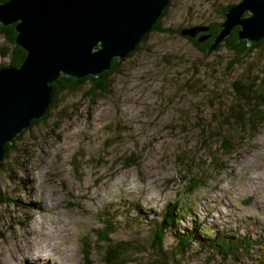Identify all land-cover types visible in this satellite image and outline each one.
<instances>
[{
    "label": "rangeland",
    "instance_id": "374dc122",
    "mask_svg": "<svg viewBox=\"0 0 264 264\" xmlns=\"http://www.w3.org/2000/svg\"><path fill=\"white\" fill-rule=\"evenodd\" d=\"M239 1L171 0L161 25L221 23ZM136 46L117 60L105 94L89 100V81L61 92L59 106L13 141L0 164V264H102V219L110 242L135 247L119 254L133 258L124 264H264V118L248 131L233 123L242 105L233 81L264 90V43L242 57L223 45L206 53L153 30ZM12 48L0 30V67L11 66ZM214 134L232 139L230 151ZM216 161L223 167L210 171ZM190 177L200 183L188 193ZM168 205L177 220L153 250ZM181 232L197 238L175 256ZM244 236L250 246L228 257L206 246Z\"/></svg>",
    "mask_w": 264,
    "mask_h": 264
},
{
    "label": "water",
    "instance_id": "95a60500",
    "mask_svg": "<svg viewBox=\"0 0 264 264\" xmlns=\"http://www.w3.org/2000/svg\"><path fill=\"white\" fill-rule=\"evenodd\" d=\"M169 0H4L0 25H13L21 64L0 68V164L30 122L42 118L60 77L99 76L121 60L149 32ZM248 15H245V13ZM222 16L213 50L238 27L237 38L254 45L264 38V0H240ZM208 26L182 28L194 37ZM208 35H203L199 41ZM207 53V52H206Z\"/></svg>",
    "mask_w": 264,
    "mask_h": 264
},
{
    "label": "trees",
    "instance_id": "16d2710c",
    "mask_svg": "<svg viewBox=\"0 0 264 264\" xmlns=\"http://www.w3.org/2000/svg\"><path fill=\"white\" fill-rule=\"evenodd\" d=\"M1 1H4V0H1ZM170 1L171 0H169L168 4L162 10L160 16L157 18L155 23L152 25L150 31H153V30L157 31L158 30V31H165V32H176L177 34H180V31L182 28L171 29L170 27H163L161 25V19L166 14L168 6L170 4ZM230 6L231 5L225 6L223 11H225ZM223 11L220 12V15H222ZM219 24H220V22H215L211 26L212 36L206 42L199 43L198 39L193 40V37H190V36H185V38H187L189 41H193V45L195 47H197L200 51L208 52V48L212 45L214 37L220 31ZM0 30L4 34L5 39L10 41V43L13 45L11 61L9 64L11 66L18 67L21 64L23 58L25 57L26 52L19 45H17L15 43L16 33L14 31V27H13V25H9V26H1L0 25ZM237 30H238V28H233L231 30L230 34L226 38H224L216 46L215 49L217 50L219 48V46L223 45L230 52H232L235 56H238V55L241 57L245 56V54H247L251 50V47L247 45L245 40H239L237 38ZM149 32L145 33L142 40H144L146 38V36L148 35ZM261 43H264V38H262L261 40H259L257 43H255L252 46H257V45H260ZM135 47L136 48L133 50L137 49V46H135ZM215 49H213V50H215ZM133 50L131 52H129L127 57L129 55H132V53L135 52ZM1 54L5 55L6 53L4 51H2ZM117 65H118V61L116 59H113L111 61L110 68L106 71H103L97 77H93L90 75L84 76V77L79 78V79H72L69 77H60L58 80H56L54 83H52L53 95L51 97V102H50V105H49V107L45 113V116L49 114V111L51 109H54L57 106H59L58 95L61 92L74 91L84 81L90 82V87L85 91V96L89 100L92 101L93 98L96 97L98 94L99 95L105 94L107 92L108 76L116 68ZM233 84H234L236 93L238 94L237 99H239V101L242 103V105L240 103H238V104H240V108H238V109L234 108L233 112H234L235 119L233 120V123H235V125L238 126L242 130H245V131H248L249 129L254 130L257 127V126H255V123H257L256 120L258 121V120L264 118V90H261L259 88V80L256 84H253V83L245 84L244 81H240L239 79H236L233 81ZM245 103H250L251 109L254 106V108H256L254 110L255 113L249 114L246 110L247 106L245 105ZM230 110H231V107H230ZM231 117L233 118L232 111H231ZM226 118H228V117H226ZM232 118H231V120H232ZM38 122H39L38 120H33L30 122V125L37 124ZM229 122H231V121L228 119L225 120V123H229ZM259 123H257V124H259ZM212 131L213 130L211 129L210 132H212ZM24 132H25V130L21 131V133L18 134V136L16 138L19 139ZM220 133H222V131H220ZM220 133H219V135H220ZM215 137L220 139V144L218 147L219 151L223 150L224 154L227 153L228 151H230L231 146L233 144L231 142L232 139H229L228 137H225V136H217V135H215ZM13 146H14L13 143L5 145V153H4L3 159H6V157L9 155V153L13 149ZM219 161H220V159H219ZM219 161H216L214 163V166H211L210 171L219 170L223 167L219 163ZM126 164L129 165V163H126ZM199 183H200V180L198 178L190 177L189 183L185 186V188H182V191L186 190V192L190 193L195 188H197L199 186ZM1 201L3 202L4 198L0 195V202ZM173 215H174V212L172 210V207H170V205H168L166 207L165 214H163L161 219L158 221H155V223H156L155 224L156 225L155 236H154V239H153V242L151 245L153 250H157V249L160 251L163 250L162 243H163L165 231H167V229L169 227L173 226L174 222L177 220L174 218ZM102 226H103V229H101V231H100L101 233L96 234L97 236L95 237V241L98 244H101L100 254H101V258H102V264H124L125 262L131 263L133 261L132 257L120 258L119 254L121 252L127 253L130 251L131 248L135 249V247L134 246L129 247V243L126 241L110 242L111 240L109 239V234L112 232V228H113L111 221H107L105 219L103 221V219H102ZM104 228L106 229L105 232L102 231V230H104ZM176 238H177V244H176L177 249L175 250L173 255H175V256L176 255H185L188 251L189 242L195 241L194 239L197 238V234L195 235L194 233L188 234L185 232H181L178 236H176ZM250 243H251L250 238L245 237V236L242 238L234 239V240H225V239L220 238V237H218V238L215 237L214 239H211V241L206 246L208 248H210L211 250H213L215 253H217L221 256L224 255L225 257L227 255V257H228L232 254L233 248H236L238 250H243V249H246L247 247H249ZM102 247H104V250L101 252ZM90 249H92V248H90ZM90 249H88L86 247V245H85V248H82V251L84 253V258H88V253H89ZM136 251L137 250H134V251L132 250V252H130V254H134V252H136ZM231 258H234V257H231Z\"/></svg>",
    "mask_w": 264,
    "mask_h": 264
},
{
    "label": "flooded vegetation",
    "instance_id": "af4514ba",
    "mask_svg": "<svg viewBox=\"0 0 264 264\" xmlns=\"http://www.w3.org/2000/svg\"><path fill=\"white\" fill-rule=\"evenodd\" d=\"M215 23V22H214ZM213 22L209 23L207 26H208V30L205 31V32H198L196 34V36L193 37V40L194 39H197L199 36H202V35H208L205 39H203L202 41H199V43H202V42H206L211 36H212V29H211V26L214 24Z\"/></svg>",
    "mask_w": 264,
    "mask_h": 264
},
{
    "label": "bare ground",
    "instance_id": "6f19581e",
    "mask_svg": "<svg viewBox=\"0 0 264 264\" xmlns=\"http://www.w3.org/2000/svg\"><path fill=\"white\" fill-rule=\"evenodd\" d=\"M0 68H1V67H0ZM29 125H30V124H29ZM27 127H28V126H27ZM38 200H39V201H38ZM38 200H37V201L39 202V204H42V202H43L42 199L39 198ZM31 207H34V206H31ZM34 208H36V207H34ZM38 210H39V209H38ZM39 211H40V210H39ZM39 232H40V231H39ZM39 232H38V233H39ZM41 232H42V231H41ZM22 250H23V249H22ZM32 256H33V255H32ZM232 257H234V256H232ZM37 259H38V258H37Z\"/></svg>",
    "mask_w": 264,
    "mask_h": 264
}]
</instances>
